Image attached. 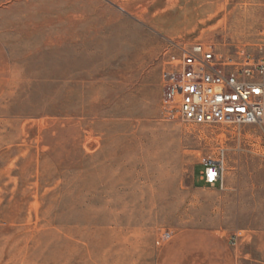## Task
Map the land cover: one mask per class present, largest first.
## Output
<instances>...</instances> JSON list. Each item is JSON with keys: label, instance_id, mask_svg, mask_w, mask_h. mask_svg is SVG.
Masks as SVG:
<instances>
[{"label": "rangeland", "instance_id": "rangeland-1", "mask_svg": "<svg viewBox=\"0 0 264 264\" xmlns=\"http://www.w3.org/2000/svg\"><path fill=\"white\" fill-rule=\"evenodd\" d=\"M173 43L260 59L264 0H0V264H264V125L166 108Z\"/></svg>", "mask_w": 264, "mask_h": 264}, {"label": "built area", "instance_id": "built-area-1", "mask_svg": "<svg viewBox=\"0 0 264 264\" xmlns=\"http://www.w3.org/2000/svg\"><path fill=\"white\" fill-rule=\"evenodd\" d=\"M162 101L180 119L197 125H264V57L235 60L201 44L188 48L172 44L165 54ZM200 180L222 187L225 156H202ZM234 245L238 236H232Z\"/></svg>", "mask_w": 264, "mask_h": 264}, {"label": "crops", "instance_id": "crops-1", "mask_svg": "<svg viewBox=\"0 0 264 264\" xmlns=\"http://www.w3.org/2000/svg\"><path fill=\"white\" fill-rule=\"evenodd\" d=\"M202 188H204V187H201V188H199V189H202Z\"/></svg>", "mask_w": 264, "mask_h": 264}]
</instances>
